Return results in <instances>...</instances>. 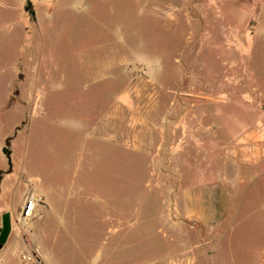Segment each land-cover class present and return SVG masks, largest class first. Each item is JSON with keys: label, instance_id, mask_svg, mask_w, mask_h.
Here are the masks:
<instances>
[{"label": "rangeland", "instance_id": "obj_1", "mask_svg": "<svg viewBox=\"0 0 264 264\" xmlns=\"http://www.w3.org/2000/svg\"><path fill=\"white\" fill-rule=\"evenodd\" d=\"M117 103L147 125L140 150L95 131ZM179 111L203 140L180 142ZM213 123L264 137V0H0V226L12 211L26 245L5 244L0 264L35 246L33 220L17 222L28 188L51 208L38 235L55 264H187L212 239L223 264L256 262L264 212L209 230L174 207L208 185Z\"/></svg>", "mask_w": 264, "mask_h": 264}, {"label": "crops", "instance_id": "obj_2", "mask_svg": "<svg viewBox=\"0 0 264 264\" xmlns=\"http://www.w3.org/2000/svg\"><path fill=\"white\" fill-rule=\"evenodd\" d=\"M120 115L117 103L106 113L104 119L95 123V131L100 132L99 134H108L109 137L105 139L113 143L114 146L112 148L116 150L120 147V134L124 131L127 134L126 148L133 147V149L140 150L133 143H135V140L140 139L142 133H144V128H146L145 126H147L145 122L140 121L142 116L140 115L139 119L136 120V116L131 115L130 120L128 116L125 118ZM206 116L208 119L217 117L214 112L211 114L207 113ZM183 118L181 111L175 115L174 132L179 131L181 135L185 134L184 137H180V142L185 141L188 143L193 141L197 143L203 140V138L200 139L198 137V131L201 128L196 126L184 127L182 125ZM121 119L126 121L121 122ZM163 129L166 130L168 127L163 126ZM228 130H230L229 127H220L215 123H213V126L206 128L207 177L210 179L207 187L205 189H194L188 191V193L183 191L179 194L175 193L176 196L174 197L175 210L182 219L209 230H215L220 225L225 224L230 215L241 211L247 215L264 212V204H257L252 207L247 206L251 203L250 197L254 199L264 187L263 130L255 124L243 128L235 127L232 128V131ZM226 132L231 135L229 137L225 136ZM221 134L223 137H220ZM130 141H132V144H130ZM183 150L184 148L181 147L176 152L182 153ZM196 150L200 151L199 149ZM162 164H167V162ZM12 174L13 172L10 175ZM35 180L38 181L36 178ZM236 196L240 197L241 203L237 208H234L233 200ZM23 199L24 197L22 198V203ZM47 204L48 202H44V205L36 208L35 217L30 225L33 228L31 240L40 249L44 259L49 264H55V261L49 257L46 250L42 247L38 235V230L44 226L46 227L49 222L48 218L51 214V208ZM6 212L12 213L10 210H6ZM233 224V221L228 222L224 229H229ZM14 242H19L23 250L26 248L20 236L19 228L14 226V223H11V233L6 245ZM200 246H209L208 252L202 253V250H200L197 255L187 256V261L189 262L187 264H204V262L207 264H223L220 257L217 256L215 239L203 242ZM181 255L172 264H183L184 256ZM257 259L259 261L258 264H264L263 249L258 252ZM230 261L231 264H236V259H231ZM257 261L251 264H257Z\"/></svg>", "mask_w": 264, "mask_h": 264}, {"label": "built area", "instance_id": "obj_3", "mask_svg": "<svg viewBox=\"0 0 264 264\" xmlns=\"http://www.w3.org/2000/svg\"><path fill=\"white\" fill-rule=\"evenodd\" d=\"M42 199L32 188H28L21 208L19 209L17 222L28 227L33 220L36 208L41 204ZM29 231V230H28ZM21 264H47L40 249L36 246L30 247L19 255Z\"/></svg>", "mask_w": 264, "mask_h": 264}, {"label": "water", "instance_id": "obj_4", "mask_svg": "<svg viewBox=\"0 0 264 264\" xmlns=\"http://www.w3.org/2000/svg\"><path fill=\"white\" fill-rule=\"evenodd\" d=\"M5 154L9 156L10 152L5 150ZM11 233V215L10 213H4L1 216V226H0V250L6 244L9 235Z\"/></svg>", "mask_w": 264, "mask_h": 264}, {"label": "trees", "instance_id": "obj_5", "mask_svg": "<svg viewBox=\"0 0 264 264\" xmlns=\"http://www.w3.org/2000/svg\"><path fill=\"white\" fill-rule=\"evenodd\" d=\"M25 11L28 13V15L30 16L31 20L35 19L34 11L32 10L31 5H30L29 2L25 6ZM10 140H11V138H8L6 140L7 144H9ZM0 174H1V172H0Z\"/></svg>", "mask_w": 264, "mask_h": 264}]
</instances>
